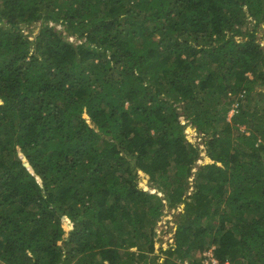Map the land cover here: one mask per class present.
I'll list each match as a JSON object with an SVG mask.
<instances>
[{
  "label": "trees",
  "instance_id": "16d2710c",
  "mask_svg": "<svg viewBox=\"0 0 264 264\" xmlns=\"http://www.w3.org/2000/svg\"><path fill=\"white\" fill-rule=\"evenodd\" d=\"M261 43L264 0H0V264H264Z\"/></svg>",
  "mask_w": 264,
  "mask_h": 264
},
{
  "label": "rangeland",
  "instance_id": "374dc122",
  "mask_svg": "<svg viewBox=\"0 0 264 264\" xmlns=\"http://www.w3.org/2000/svg\"><path fill=\"white\" fill-rule=\"evenodd\" d=\"M53 25V24H51ZM50 25V26H51ZM24 27L22 26V29ZM40 28V24L36 23V24H32L27 30H24L23 33L24 35H29L28 39L32 40L33 37L38 33V30ZM57 29H61L60 27L57 26ZM262 32H258V37ZM259 39V38H258ZM69 41H74L73 38H69ZM262 46H264V43H261ZM263 72H264V68H263ZM261 90L264 91V86L261 88ZM232 115V112L229 114V116ZM180 120L183 121V118H180ZM183 124H186V122H183ZM241 129H244V127L242 126ZM185 134H189L190 138H192V142L196 143L199 145V147L202 149L201 146V139L198 138V134L195 132V129L192 128L189 124L186 125V128L184 130ZM248 134V133H247ZM236 141V140H235ZM200 160H198L197 164L203 163L205 161V156L203 153L200 154ZM138 185L140 188H142L144 191H150L151 193L156 192V190H153L151 188V184L148 183V179L147 178H143V175L140 173L139 174V180H138ZM157 195L159 197H163L162 193H157ZM179 210L177 211H170V212H166L165 215L161 218V220L157 223V225L155 226V233H156V240L158 241V245L157 246H161L163 248L167 247V245L169 243L172 242V236L169 232V228L172 226V214H176L178 213ZM66 233L69 231L68 228H66ZM67 234L64 236L66 237ZM162 263V260H160V264Z\"/></svg>",
  "mask_w": 264,
  "mask_h": 264
},
{
  "label": "built area",
  "instance_id": "2783aa9c",
  "mask_svg": "<svg viewBox=\"0 0 264 264\" xmlns=\"http://www.w3.org/2000/svg\"><path fill=\"white\" fill-rule=\"evenodd\" d=\"M208 260L205 261V264H217V262L213 259L212 254H207Z\"/></svg>",
  "mask_w": 264,
  "mask_h": 264
},
{
  "label": "clouds",
  "instance_id": "9594fccd",
  "mask_svg": "<svg viewBox=\"0 0 264 264\" xmlns=\"http://www.w3.org/2000/svg\"><path fill=\"white\" fill-rule=\"evenodd\" d=\"M264 47V46H263ZM227 264V263H226Z\"/></svg>",
  "mask_w": 264,
  "mask_h": 264
},
{
  "label": "water",
  "instance_id": "95a60500",
  "mask_svg": "<svg viewBox=\"0 0 264 264\" xmlns=\"http://www.w3.org/2000/svg\"><path fill=\"white\" fill-rule=\"evenodd\" d=\"M153 193H155V192H153Z\"/></svg>",
  "mask_w": 264,
  "mask_h": 264
}]
</instances>
